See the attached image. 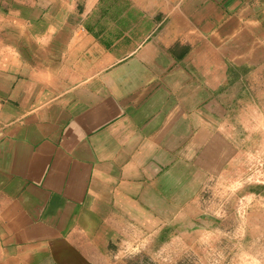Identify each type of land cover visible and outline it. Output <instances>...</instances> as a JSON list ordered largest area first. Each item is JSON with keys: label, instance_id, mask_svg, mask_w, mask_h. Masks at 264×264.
<instances>
[{"label": "crops", "instance_id": "1", "mask_svg": "<svg viewBox=\"0 0 264 264\" xmlns=\"http://www.w3.org/2000/svg\"><path fill=\"white\" fill-rule=\"evenodd\" d=\"M263 77L264 0H0V264L182 215L263 146Z\"/></svg>", "mask_w": 264, "mask_h": 264}, {"label": "rangeland", "instance_id": "2", "mask_svg": "<svg viewBox=\"0 0 264 264\" xmlns=\"http://www.w3.org/2000/svg\"><path fill=\"white\" fill-rule=\"evenodd\" d=\"M248 134L263 146L242 150L182 215L160 217L151 230L138 225L133 245L126 240L94 264H264V118Z\"/></svg>", "mask_w": 264, "mask_h": 264}]
</instances>
